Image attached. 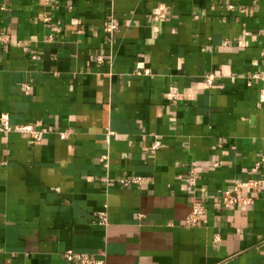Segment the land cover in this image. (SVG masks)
Segmentation results:
<instances>
[{
  "label": "crops",
  "instance_id": "1",
  "mask_svg": "<svg viewBox=\"0 0 264 264\" xmlns=\"http://www.w3.org/2000/svg\"><path fill=\"white\" fill-rule=\"evenodd\" d=\"M1 31L0 116L48 134L0 132V264H68L70 249L106 264H264V167L250 172L264 81L247 83L264 73V0H0ZM134 174L148 182H119ZM254 176L253 203L224 209L223 190ZM194 201L205 213L187 227Z\"/></svg>",
  "mask_w": 264,
  "mask_h": 264
},
{
  "label": "built area",
  "instance_id": "2",
  "mask_svg": "<svg viewBox=\"0 0 264 264\" xmlns=\"http://www.w3.org/2000/svg\"><path fill=\"white\" fill-rule=\"evenodd\" d=\"M230 9H234V4L229 5ZM46 21H50L51 17L46 16ZM117 28V25L110 22L106 23L105 29L109 32L115 30ZM0 38L3 39V33L0 32ZM102 60V57L99 58ZM137 68V74L138 75H147L149 76L151 74V70L145 66L143 62H138L136 65ZM248 85L252 86L254 81H264V73L260 72H250L248 75ZM215 79V75L213 73H208L205 75V81L208 85H211ZM26 89L28 91L29 87L26 86ZM176 91L172 88L170 90L169 95L174 97ZM259 101L261 103H264V89L260 91L259 95ZM0 132L5 133H11V132H18V133H26L29 134L30 137L36 141H42L45 136L48 134V129L44 127L40 123L31 124V123H20V124H14L12 123L9 114L3 113L0 116ZM61 139L65 140L69 137V130H63L58 132ZM161 147V142L159 140H156L150 147V150L152 152L156 151L158 148ZM264 167V155H262L258 161L255 162L254 167L250 171L253 174L258 173L262 168ZM198 171L195 168H191L190 170V176H189V183L191 186H195L198 178ZM119 182L125 186L128 185H141L143 183L148 182V179L141 175H130V176H123L119 179ZM262 188V179L260 176H254L250 177L244 181L237 180L235 181L230 187L223 190L221 195V203L224 209H233V208H241L244 206L251 205L254 201L253 195L258 194L261 192ZM247 189L252 196H245L243 194V191ZM205 213V207L202 203L199 202H193L191 205L190 213L188 214L185 225L187 227H193L199 225L202 220ZM98 218L100 224H107L108 218H107V212L102 211L98 213ZM64 260L68 264H106L105 259L96 258L94 256H91L88 253L85 252H78L75 250H67L64 253Z\"/></svg>",
  "mask_w": 264,
  "mask_h": 264
}]
</instances>
